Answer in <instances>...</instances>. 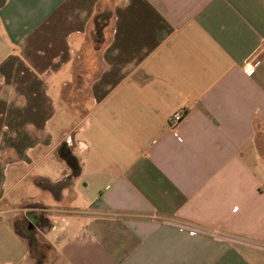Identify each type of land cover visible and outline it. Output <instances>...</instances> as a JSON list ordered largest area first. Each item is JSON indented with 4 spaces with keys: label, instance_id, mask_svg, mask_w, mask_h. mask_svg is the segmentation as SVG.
<instances>
[{
    "label": "crops",
    "instance_id": "0c3cea01",
    "mask_svg": "<svg viewBox=\"0 0 264 264\" xmlns=\"http://www.w3.org/2000/svg\"><path fill=\"white\" fill-rule=\"evenodd\" d=\"M263 135L264 0H6L0 264H264Z\"/></svg>",
    "mask_w": 264,
    "mask_h": 264
},
{
    "label": "rangeland",
    "instance_id": "374dc122",
    "mask_svg": "<svg viewBox=\"0 0 264 264\" xmlns=\"http://www.w3.org/2000/svg\"><path fill=\"white\" fill-rule=\"evenodd\" d=\"M258 138H260V137H258ZM62 143H64V142H62ZM259 144H260V150H261V157L258 160V162L256 161L257 159H251V162L254 166H257V167H255L256 170L264 171V135L260 138ZM69 149H70L71 153L73 154V152H72L73 149L71 147H69ZM35 174H38V173L36 172ZM52 178L54 179L53 182H57V180H59L55 176H53ZM41 193L42 192H39L38 190H36V194L38 197L41 195ZM58 193H59V191L57 192V194ZM41 199L43 200L44 204L48 207L53 208V207L58 206V203H57V201H56V199L52 193H42ZM25 221H27L25 225L29 226V230L33 229L34 224L38 225V224L43 223V219L40 217H36L35 219H30V220H25ZM31 223H34V224L31 225ZM23 230H24V233L26 235L31 234V233H29L30 231L27 230L26 227H22V231ZM45 230H46V228H43L41 232L44 233ZM36 238H37V247L31 251H32V256H34L36 258L37 264H53L54 259H55L54 254L52 251L49 252L46 245L43 243V241H42L43 237H42L41 233L36 231Z\"/></svg>",
    "mask_w": 264,
    "mask_h": 264
},
{
    "label": "trees",
    "instance_id": "16d2710c",
    "mask_svg": "<svg viewBox=\"0 0 264 264\" xmlns=\"http://www.w3.org/2000/svg\"><path fill=\"white\" fill-rule=\"evenodd\" d=\"M58 158L66 163L68 168L70 169L69 176L76 177L79 173L80 166L76 159V157L71 153L69 149V145L66 141L64 143L60 144L58 150H57ZM62 183V182H60ZM54 189L58 187V185H53ZM56 195V194H55Z\"/></svg>",
    "mask_w": 264,
    "mask_h": 264
},
{
    "label": "built area",
    "instance_id": "2783aa9c",
    "mask_svg": "<svg viewBox=\"0 0 264 264\" xmlns=\"http://www.w3.org/2000/svg\"><path fill=\"white\" fill-rule=\"evenodd\" d=\"M245 71L248 74L252 72V66H251L250 62L245 64ZM184 117H185V114L182 112L172 115L168 120L169 128L175 129L182 122Z\"/></svg>",
    "mask_w": 264,
    "mask_h": 264
},
{
    "label": "water",
    "instance_id": "95a60500",
    "mask_svg": "<svg viewBox=\"0 0 264 264\" xmlns=\"http://www.w3.org/2000/svg\"><path fill=\"white\" fill-rule=\"evenodd\" d=\"M5 2H6V0H0V9L3 8V6L5 5ZM72 179H73V177L71 179H69L68 182H72Z\"/></svg>",
    "mask_w": 264,
    "mask_h": 264
},
{
    "label": "flooded vegetation",
    "instance_id": "af4514ba",
    "mask_svg": "<svg viewBox=\"0 0 264 264\" xmlns=\"http://www.w3.org/2000/svg\"><path fill=\"white\" fill-rule=\"evenodd\" d=\"M58 190H59V187H56L55 189H54V193L57 195V192H58ZM35 219V218H34Z\"/></svg>",
    "mask_w": 264,
    "mask_h": 264
}]
</instances>
